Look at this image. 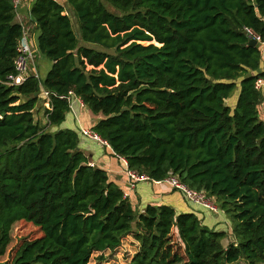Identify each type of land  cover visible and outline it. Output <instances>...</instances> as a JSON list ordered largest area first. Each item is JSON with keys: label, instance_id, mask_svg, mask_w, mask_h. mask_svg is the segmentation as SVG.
Listing matches in <instances>:
<instances>
[{"label": "trees", "instance_id": "trees-1", "mask_svg": "<svg viewBox=\"0 0 264 264\" xmlns=\"http://www.w3.org/2000/svg\"><path fill=\"white\" fill-rule=\"evenodd\" d=\"M66 2H34L51 67L10 85L23 28L13 1L0 0V264H89L130 234L140 243L130 264H264V58L244 31L264 38V0ZM42 88L46 123L35 115ZM70 91L102 115L92 129L130 169L157 181L173 172L204 190L237 242L224 246L229 233L193 212L148 204L140 213L107 170L89 165L79 132L62 127ZM18 222L35 236L2 259Z\"/></svg>", "mask_w": 264, "mask_h": 264}, {"label": "crops", "instance_id": "crops-1", "mask_svg": "<svg viewBox=\"0 0 264 264\" xmlns=\"http://www.w3.org/2000/svg\"><path fill=\"white\" fill-rule=\"evenodd\" d=\"M35 1L36 0H23L20 5L16 7L15 21L24 26L34 54L38 53L36 60H34V62L30 66V73H34L35 71H37L39 77L44 78L51 67V62L44 56L39 54V30L31 11ZM57 1L63 5H67L66 0ZM261 48L263 50L264 58V45H262ZM232 102H234V100H232ZM41 107L44 106L41 104ZM36 109L39 108L37 107ZM42 110L45 113L46 108L44 107ZM100 118H102V115L94 114L87 106H82L79 99L75 98L72 101L71 109L68 112L66 120L63 123L62 127L72 128L79 132V146L84 154H86V156L88 157L89 163L93 162L96 166L107 170L111 180L121 186L123 191L129 197V200L131 201L133 206L138 209L140 213H143L145 211V208L148 204H165L173 207L177 213H195L202 220L203 224L207 226L215 225V218L213 216L215 213L213 214V212L204 208L202 205L187 200L186 198H184L181 192H178L179 190L176 191L177 189L173 188L166 182L144 180L137 182L134 187H131L129 178L126 174V168L123 165L122 160L114 154L113 150L106 145L101 144L97 140L84 136L80 132L81 127L92 129V127ZM44 120V123H46V117L44 118ZM222 213H224L223 210ZM130 235L134 236V234ZM130 235H128V237ZM228 236L230 237V232Z\"/></svg>", "mask_w": 264, "mask_h": 264}, {"label": "built area", "instance_id": "built-area-1", "mask_svg": "<svg viewBox=\"0 0 264 264\" xmlns=\"http://www.w3.org/2000/svg\"><path fill=\"white\" fill-rule=\"evenodd\" d=\"M13 4L16 7L20 5V3L23 0H12ZM264 20V17H263ZM22 26V25H21ZM23 28V36L19 42L18 45V56L15 60V65H16V73L11 74L7 77V83L10 85H20L24 83L27 79V77L31 74L30 73V66L34 62V51L32 50V47L30 45V42L28 40L27 33L25 31L24 26ZM244 31L247 34L249 39H255L257 43L262 46L264 45V38L262 35L257 32L255 29L251 27H244ZM37 77H39L38 72H34ZM256 88L259 90H263L264 88V79L259 78L256 82ZM39 96L44 99V102L42 105L46 109H51V103H50V96L51 93L49 90L42 88ZM68 100L70 101V106L72 104L73 99L77 98L81 101L82 106L85 104L83 101L75 95L73 91H70L68 96ZM47 115L45 114V117ZM80 132L84 135L87 136L91 139L99 141L101 144L106 145L107 147L111 148L110 144L108 143L107 140L103 139L97 132H95L91 128H85L81 127ZM112 149V148H111ZM114 152V151H113ZM114 154L122 160L123 165L126 168V174L129 178L130 181V186L134 187L137 182L144 181V180H153L151 179L148 175L146 174H139L137 171L132 170L129 168L128 161L125 157L118 155L117 153L114 152ZM89 165L95 167V163L90 162ZM157 181V180H153ZM163 182L168 183L171 185L173 188L179 190L184 198L187 200L194 202L196 204L202 205L204 208L208 209L209 211L219 214L222 212V209L215 203V199L211 196H209L204 190H197L189 187L186 183L182 182L179 178L178 175L174 174L173 172H170L168 176H166L163 180ZM161 182V181H158ZM127 196V194L125 193Z\"/></svg>", "mask_w": 264, "mask_h": 264}, {"label": "rangeland", "instance_id": "rangeland-1", "mask_svg": "<svg viewBox=\"0 0 264 264\" xmlns=\"http://www.w3.org/2000/svg\"><path fill=\"white\" fill-rule=\"evenodd\" d=\"M240 92V85H237L236 89L234 90L232 94V99H229L228 104L232 107L236 104V100L238 97V94ZM234 100V102H232ZM44 107H40L39 109H36V118L42 120L44 123L45 120V113L42 110ZM88 112V109H87ZM178 191V190H176ZM180 192V191H178ZM215 203L220 207L219 203L215 200ZM221 208V207H220ZM214 214V213H213ZM215 218V225H208L209 228L217 231H224L226 233L230 232V237L227 234L222 239V244L224 246H227L230 242H237L235 235L233 234V221L231 220V217L228 213H222L214 214ZM35 226L31 223L27 222H18L16 223L12 228V243L10 245V248L7 252V254L2 257V259H7L9 257V253L11 252L12 248L19 242L21 238L29 237L32 238L35 236ZM140 246V243L138 240H136L135 236L130 235L129 237L124 238V242L122 245L115 251H108L107 253H104V260L100 259L101 253H94L89 264H130L133 256L136 254ZM241 264H247L244 260H241Z\"/></svg>", "mask_w": 264, "mask_h": 264}, {"label": "water", "instance_id": "water-1", "mask_svg": "<svg viewBox=\"0 0 264 264\" xmlns=\"http://www.w3.org/2000/svg\"><path fill=\"white\" fill-rule=\"evenodd\" d=\"M71 9V6L70 5H68L67 6V11H69ZM75 14V12L74 11H72V15H74ZM75 23H77V19L75 18ZM76 27H77V31L79 32V28H78V26L76 25ZM249 43H250V45H252V46H256V45H258V43H257V41L255 40V39H250L249 40ZM126 108H124V110H125Z\"/></svg>", "mask_w": 264, "mask_h": 264}]
</instances>
